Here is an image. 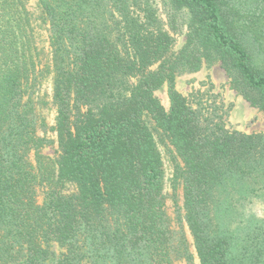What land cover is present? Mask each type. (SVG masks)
Instances as JSON below:
<instances>
[{"label": "trees", "instance_id": "obj_1", "mask_svg": "<svg viewBox=\"0 0 264 264\" xmlns=\"http://www.w3.org/2000/svg\"><path fill=\"white\" fill-rule=\"evenodd\" d=\"M150 1L35 0L44 54L27 0H0V264H195L185 225L199 264H264V132L230 130L215 100L175 86L219 62L264 113V0H163L187 18L176 53Z\"/></svg>", "mask_w": 264, "mask_h": 264}, {"label": "rangeland", "instance_id": "obj_2", "mask_svg": "<svg viewBox=\"0 0 264 264\" xmlns=\"http://www.w3.org/2000/svg\"><path fill=\"white\" fill-rule=\"evenodd\" d=\"M28 8L33 14V25L36 34V41L39 48L46 54L48 52L46 29L42 23L37 19L38 10L35 0H27ZM150 5L155 9L156 15L164 29H167L173 37L172 52H177L185 41L186 21L185 14L177 11V22L168 19L167 8L163 5V0H151ZM164 9V10H163ZM156 65H154L155 67ZM230 78L228 77L224 68L219 62L206 63L202 67L191 73H182L176 76L175 86L177 90L183 95H190L195 91H200L204 94L203 98H207L209 102L215 100L218 106V114L221 115L222 120L227 128L230 130H237L244 133L264 132V113L251 106L240 94L230 87ZM51 81L47 79L39 89L38 95L42 100L41 105L38 106V115L40 117L42 128L45 130L46 136L51 141L43 150L47 155H54L57 144L55 132L51 129L55 121V106L51 99ZM155 94L160 99L163 106L168 109L169 98L167 94V86L161 83L156 89ZM207 96H206V95ZM42 134V131H39ZM161 147V145H160ZM164 158L165 182L164 193L166 195L165 207L166 213L175 228L176 225V210L182 204L181 189L177 188L176 198L177 204L173 197V188L170 178L172 176L171 164L168 160L164 149L160 148ZM258 209L264 211V204L257 205ZM183 231L188 240L189 250L194 256L195 264H199L198 258L195 255L192 238L186 225ZM177 264H187L185 261H179Z\"/></svg>", "mask_w": 264, "mask_h": 264}]
</instances>
